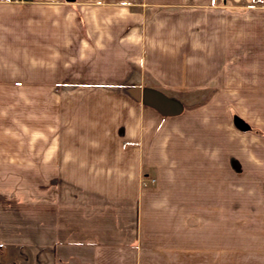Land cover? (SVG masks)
Masks as SVG:
<instances>
[{
	"label": "crops",
	"instance_id": "crops-1",
	"mask_svg": "<svg viewBox=\"0 0 264 264\" xmlns=\"http://www.w3.org/2000/svg\"><path fill=\"white\" fill-rule=\"evenodd\" d=\"M0 264H264V0H0Z\"/></svg>",
	"mask_w": 264,
	"mask_h": 264
},
{
	"label": "built area",
	"instance_id": "built-area-1",
	"mask_svg": "<svg viewBox=\"0 0 264 264\" xmlns=\"http://www.w3.org/2000/svg\"><path fill=\"white\" fill-rule=\"evenodd\" d=\"M21 1H32V0H21Z\"/></svg>",
	"mask_w": 264,
	"mask_h": 264
},
{
	"label": "trees",
	"instance_id": "trees-1",
	"mask_svg": "<svg viewBox=\"0 0 264 264\" xmlns=\"http://www.w3.org/2000/svg\"><path fill=\"white\" fill-rule=\"evenodd\" d=\"M79 20H81V17L79 16Z\"/></svg>",
	"mask_w": 264,
	"mask_h": 264
}]
</instances>
